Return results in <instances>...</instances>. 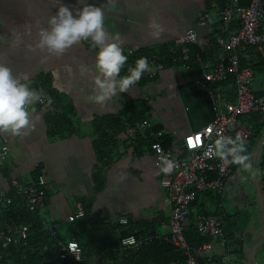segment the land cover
Returning <instances> with one entry per match:
<instances>
[{
	"label": "crops",
	"instance_id": "obj_1",
	"mask_svg": "<svg viewBox=\"0 0 264 264\" xmlns=\"http://www.w3.org/2000/svg\"><path fill=\"white\" fill-rule=\"evenodd\" d=\"M211 2L222 4L224 0H114V7L107 0H86L87 4L104 8L105 28L112 35L119 34L127 57L134 53L147 54V57L166 53L175 36L190 29L197 33L198 40L189 51L197 48L206 54L205 58L209 54L213 56L200 65L198 72L193 67L199 58L198 53H194V58L190 56L192 63L187 67L176 64L169 68V63H163L161 71L151 77L147 76L149 71L145 72L128 92L118 93L108 106L101 107L86 100L93 93L92 74L99 50L92 46L91 40L74 44L62 56L50 55L36 47L38 30L48 26V17L55 15L61 4L70 10L82 7L78 0H0V64L11 68L13 75L26 76L22 82L30 87L42 84L53 101L51 105L46 101L41 107L30 106V112L35 109L30 119L36 116L39 119L34 121V130L29 135L21 138L0 134V194L13 196L11 180H41L45 194L43 208L38 210V214L42 216V227L52 228L55 235L57 224L70 225L67 217L78 209L83 214V202L89 203L91 213L98 214L100 218L117 224L125 220V225H120L122 229L131 235H141L142 240L151 238V232L154 234L152 237L160 240L168 236L170 206L166 193L159 187L160 170L152 164L149 140L141 137L128 141L98 138L96 121L103 116L117 117L122 111H131L132 108L135 111L147 109L140 122L146 121L152 131H161L160 144L167 142L166 148L178 156L182 137L213 119L217 107L212 101L215 98L223 102L232 101L234 77L231 74L227 75L232 77L231 81L225 77L220 82L206 83L204 87L200 85L201 66L215 64L229 54L221 50L215 53V46L209 43V34L214 30L209 32L197 25L199 16L204 13L212 15ZM152 21L163 28L159 38L149 34L148 26ZM254 48L253 55H241L252 66H249L252 68L251 84L254 72L262 75L260 81H264V67L260 70L253 66L257 62L255 53L264 63V46ZM242 49L236 50L238 55ZM149 66L152 70L153 66ZM84 68L89 71L85 72ZM126 68L127 64L122 68L121 76H124L122 71ZM251 84V93L264 95V89L258 87L253 91ZM241 122L248 130L254 128L248 118ZM259 134L248 155L253 168L254 154L256 165H264L260 161L262 149L258 145L264 134V125ZM2 149L5 150L3 156ZM102 150L108 155L105 158L107 163L100 168L102 180L95 182L92 174L97 166L100 167L96 154L100 152L101 155ZM228 168L231 171L224 186L229 181L236 186L229 197L230 211L226 212L225 201L221 204L223 190L220 194L204 192L197 196V193L188 209L185 229L191 226L197 213L222 214L224 245L230 264H246V256L252 248L254 253L250 264H264V200L259 202L263 211L250 222L249 212L243 216L242 211L245 204L248 210L254 204L249 200L255 196L253 181L256 179L247 172H240L238 166L235 171L229 165ZM96 186L101 189L95 193ZM234 197H238L239 203H235ZM208 203L216 205L211 213L206 209ZM202 261L204 264H222L218 259Z\"/></svg>",
	"mask_w": 264,
	"mask_h": 264
},
{
	"label": "built area",
	"instance_id": "obj_2",
	"mask_svg": "<svg viewBox=\"0 0 264 264\" xmlns=\"http://www.w3.org/2000/svg\"><path fill=\"white\" fill-rule=\"evenodd\" d=\"M211 14L204 13L197 19L199 27L208 31L218 29L214 34L215 53L221 50L229 53L222 56L215 64L205 63L201 66L202 82L215 83L222 81L228 74L234 77L233 99L231 102H223L215 98L212 103L217 107L213 119L198 130L185 134L181 139V150L176 156L169 148H163L160 144L161 131H152L146 121H139L132 126L125 127L116 134L118 138L128 141L131 138L141 137L148 139L149 150L153 166L160 170L159 157L163 153L175 161V167L171 174L160 172L159 187H161L169 202V235L161 239L170 243L176 251L184 255V264H200L203 259H218L222 264H230L227 259L226 245L222 231V214L197 213L192 219L193 234L207 241L191 246L184 237L188 209L196 199V194L212 192L220 194L224 188V182L230 170L214 152L211 146L218 138L217 133L234 138L240 135L244 142L250 138V130L242 125V120L253 113L264 112V95L255 96L250 91L252 71L248 66L240 67L236 50L245 46H254L257 49L264 46V0H224L221 5L215 2L210 4ZM198 36L194 30H185L175 36L172 45L166 53L150 55L147 57L149 64L153 66L149 71V77L163 69V63H169V68L176 64L187 67L190 63L189 48L197 43ZM130 54V51H128ZM30 88L43 93L48 97L46 88L40 84H33ZM37 103L35 106H43L46 103ZM261 146L260 161L264 164V134L259 140ZM5 150L2 149L1 156ZM254 154V158H255ZM253 158V159H254ZM212 175L209 178V175ZM13 196L0 194V244H24L28 227L17 225L13 222L2 220L5 210L12 205L22 206L27 211L41 210L44 205L45 188L41 180L18 181L11 180ZM80 209L74 215L67 217L68 222L81 217ZM125 220H120L119 225L124 226ZM50 235H55L52 228H43ZM143 240L131 234L124 235L118 240L120 250H136ZM60 248V259L71 258L73 262L81 261V249L73 240L57 242ZM89 258L88 260H92ZM169 264H174L173 262Z\"/></svg>",
	"mask_w": 264,
	"mask_h": 264
},
{
	"label": "clouds",
	"instance_id": "obj_3",
	"mask_svg": "<svg viewBox=\"0 0 264 264\" xmlns=\"http://www.w3.org/2000/svg\"><path fill=\"white\" fill-rule=\"evenodd\" d=\"M114 7V0H107ZM77 7L70 10L68 6L61 4L55 15L49 16L47 27L38 30L36 47L50 55L62 56L74 44L82 40H91L92 46L98 48L95 58V71L92 74L94 84L93 93L86 100L101 107L108 106L113 97L118 93L128 92L142 77L150 71L147 57H141L135 61L134 67H129L127 74L121 76V70L128 61L121 47L119 34L112 35L105 28L104 8L86 3V0H78ZM75 12V16L73 15ZM149 34L153 38H159L163 28L156 21L149 24ZM46 60L47 57H44ZM85 72L88 68L83 69ZM26 76L13 75L12 69L5 64H0V134L7 133L14 137H25L35 127V120L30 119L35 112L30 106L43 103L52 104L50 97H46L43 91L30 88L23 83ZM218 138L211 146L214 154L225 165H237L240 172H247L252 176L257 174L247 149L240 135L235 138L217 133ZM160 172L171 174L175 167V161L163 153L159 157Z\"/></svg>",
	"mask_w": 264,
	"mask_h": 264
},
{
	"label": "trees",
	"instance_id": "obj_4",
	"mask_svg": "<svg viewBox=\"0 0 264 264\" xmlns=\"http://www.w3.org/2000/svg\"><path fill=\"white\" fill-rule=\"evenodd\" d=\"M218 32V29H214L213 32H210V45L212 44L215 46L214 34ZM193 48H196V46ZM243 48L244 49L240 50L239 55L238 51H236L238 55V64L240 67H252L241 55H253L255 48L254 46H245ZM194 53H198L199 55L198 60L193 64L194 70H196L195 72L200 70V65L205 62L207 58H213L211 54L205 58L206 54L202 53L197 48L195 51H190V56L192 55V58H194ZM208 53H211V50H209ZM146 55L147 54L141 55L140 53H134L129 56L126 62L127 68L122 71L124 75L127 74L129 67L135 66L136 60L141 57H147ZM255 55L257 62L253 66H258L257 69L263 70V60L258 53H255ZM227 56L224 57L226 58ZM228 78L230 81L232 80L231 76H226L225 80ZM146 112L147 109L144 108L136 111L132 108L131 111H122L121 115L123 116L118 115L114 118L110 116L101 117L96 121L97 124L95 127V131L99 134L98 138L121 141L116 134L125 127L132 126L136 121L139 122ZM247 118L249 123L254 127L250 130V138L247 142H244L247 149L246 154L249 155L253 149V142H255L256 139L258 140L260 136L259 131L264 125V114L253 113L249 114L244 119L246 120ZM162 146L165 148L168 147L167 142H162ZM95 149L98 150L99 147ZM107 156L105 151H103V153L101 152V155L100 152L96 154V159L100 167L97 166L96 171L92 174L95 182L96 180H102L100 168L107 163L105 162ZM255 161L256 155L253 162L255 166L254 170L257 171V174L254 177L258 184L260 196V191H264V165H256ZM229 167L232 171H235L237 165L229 164ZM100 189L101 188L96 186L94 192H99ZM199 194H197V196ZM205 194L210 195L211 193L205 192ZM82 207V216L74 219L69 225V230L73 233L71 240L75 241L81 249V261L73 262L69 257L64 259L59 258L60 248L56 243L64 241L60 239L59 235H50L43 230L41 223L42 216L38 214L37 210L31 212L27 211L22 206L12 205L8 210L3 212L2 220L13 222L17 225L27 226V236L24 244H0V264H169L171 262L174 264H184V255L182 252L176 251L170 243L152 237L154 236L153 232L149 235L151 238L143 239L144 241L138 249L120 250L118 247V240L120 237L129 234L128 231L122 229L116 221H108L100 218L98 214H92L89 203L85 204L82 202ZM203 214H206V212ZM187 227L188 229L186 228L184 231V237L191 246L199 245L208 240L206 238L194 236L192 226ZM133 235L136 238L142 237L137 233H133ZM89 258L93 259L90 261L88 260ZM200 264H204L203 261H200Z\"/></svg>",
	"mask_w": 264,
	"mask_h": 264
},
{
	"label": "rangeland",
	"instance_id": "obj_5",
	"mask_svg": "<svg viewBox=\"0 0 264 264\" xmlns=\"http://www.w3.org/2000/svg\"><path fill=\"white\" fill-rule=\"evenodd\" d=\"M261 77H262V75H258V73L255 74V72L253 73V83L251 84V90L254 91L255 89H258V87L261 88V89H264V81H260ZM238 182H240V181H238ZM234 189H236V186L232 183V181L226 182V185L223 188V195H222L223 197L221 198V204L224 203V201H225L224 208L226 209V212L227 211L229 212L230 209H231L230 207H232L230 205L231 201H230L229 197H230V195L233 194ZM255 196H256V194H255ZM255 196H254V198L252 200L251 199L249 200L250 203L254 202L252 207H250V210H248V208L245 209L246 208V204H245V208H243L244 210L242 211V215L243 216L245 214L247 215V213L249 212V217L250 218L248 220L250 222H252L251 221L252 218H255L256 215L260 214L261 211L264 210V209L263 210L261 209L262 207H261V205H259L260 203L257 201V197L255 199ZM260 197H261L262 200H264V194L261 191H260ZM233 199L235 200V203L236 202L239 203L238 197H234ZM208 204H209V206L206 205V209L208 211H210V213H211V211L214 210V207H216V205L211 204V203H208ZM233 204H234V202H233ZM197 207H199V205H197ZM238 208H240V207H238ZM190 223H191V220H190ZM56 226L58 227L57 228L58 232H56V233H57V235H59L60 238H63L65 240H68V239L72 238L73 233H72L71 230H69V225H67V224H57ZM227 243H230V240H227Z\"/></svg>",
	"mask_w": 264,
	"mask_h": 264
},
{
	"label": "water",
	"instance_id": "obj_6",
	"mask_svg": "<svg viewBox=\"0 0 264 264\" xmlns=\"http://www.w3.org/2000/svg\"><path fill=\"white\" fill-rule=\"evenodd\" d=\"M259 145V143H258ZM253 184L255 186V194H256V197H257V201L260 202V197H259V193H258V187H257V184H256V181L254 180L253 181ZM253 253H254V248L251 249V251L249 252V254L246 256V264H250L251 263V260H252V257H253Z\"/></svg>",
	"mask_w": 264,
	"mask_h": 264
}]
</instances>
